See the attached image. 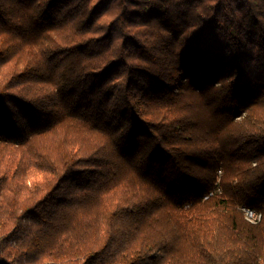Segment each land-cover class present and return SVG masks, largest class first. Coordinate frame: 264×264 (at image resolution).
<instances>
[{
	"label": "trees",
	"instance_id": "trees-1",
	"mask_svg": "<svg viewBox=\"0 0 264 264\" xmlns=\"http://www.w3.org/2000/svg\"><path fill=\"white\" fill-rule=\"evenodd\" d=\"M0 264H264V0H0Z\"/></svg>",
	"mask_w": 264,
	"mask_h": 264
},
{
	"label": "rangeland",
	"instance_id": "rangeland-1",
	"mask_svg": "<svg viewBox=\"0 0 264 264\" xmlns=\"http://www.w3.org/2000/svg\"><path fill=\"white\" fill-rule=\"evenodd\" d=\"M245 211V209H244ZM252 213H254V211L250 210ZM246 217L248 220L250 221H255L257 218L259 219L260 215L259 214H256L254 213L252 216H248L247 213H246Z\"/></svg>",
	"mask_w": 264,
	"mask_h": 264
},
{
	"label": "built area",
	"instance_id": "built-area-1",
	"mask_svg": "<svg viewBox=\"0 0 264 264\" xmlns=\"http://www.w3.org/2000/svg\"><path fill=\"white\" fill-rule=\"evenodd\" d=\"M245 212L248 216H252L254 213H252L249 209H245Z\"/></svg>",
	"mask_w": 264,
	"mask_h": 264
}]
</instances>
